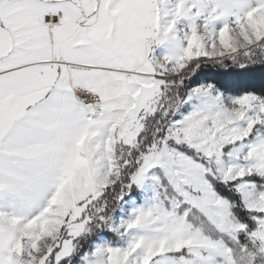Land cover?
I'll list each match as a JSON object with an SVG mask.
<instances>
[{
    "label": "snow or ice",
    "instance_id": "snow-or-ice-1",
    "mask_svg": "<svg viewBox=\"0 0 264 264\" xmlns=\"http://www.w3.org/2000/svg\"><path fill=\"white\" fill-rule=\"evenodd\" d=\"M261 21L0 0V264H264Z\"/></svg>",
    "mask_w": 264,
    "mask_h": 264
},
{
    "label": "rangeland",
    "instance_id": "rangeland-1",
    "mask_svg": "<svg viewBox=\"0 0 264 264\" xmlns=\"http://www.w3.org/2000/svg\"><path fill=\"white\" fill-rule=\"evenodd\" d=\"M261 22L264 23V21H261ZM142 194H143V193H142ZM146 194H147V195H150L151 193H150V191H149V192H147Z\"/></svg>",
    "mask_w": 264,
    "mask_h": 264
}]
</instances>
